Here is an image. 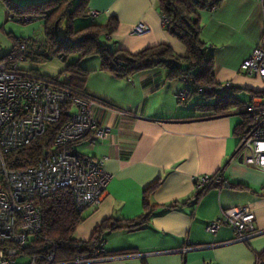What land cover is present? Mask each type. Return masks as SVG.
Listing matches in <instances>:
<instances>
[{
  "label": "crops",
  "instance_id": "obj_1",
  "mask_svg": "<svg viewBox=\"0 0 264 264\" xmlns=\"http://www.w3.org/2000/svg\"><path fill=\"white\" fill-rule=\"evenodd\" d=\"M88 10L99 12L89 16L99 25L112 16L117 20L116 30L100 38L111 48L136 53L164 43L178 55L186 54L185 47L166 32L158 0H89ZM199 16L200 37L213 58L216 83L230 82L234 92L246 91L247 103L253 92L264 90L258 76L240 69L264 32L260 2L224 0L217 8L199 11ZM140 22L148 32L132 34V26ZM32 40L34 48L42 41ZM69 59L68 63L78 62L90 71L83 92L95 100L92 116L97 126L108 128L95 144L89 143L91 133L71 150L85 158L106 157L103 167L110 176L100 203L82 211L75 237L88 240L106 218L128 220L149 212L142 226L105 234L109 256L80 264H256V254L264 251V171L246 165L236 153L240 111L232 108L213 116L196 111L192 97L177 96L190 90L191 81L167 79L165 67L120 78L101 70L96 55L72 54ZM64 77L63 82L68 74ZM219 170L229 187L213 186L198 196L196 176ZM234 183L248 188L235 189ZM234 207L253 208L255 234L239 240L226 225L215 233L205 230L207 222Z\"/></svg>",
  "mask_w": 264,
  "mask_h": 264
},
{
  "label": "built area",
  "instance_id": "obj_2",
  "mask_svg": "<svg viewBox=\"0 0 264 264\" xmlns=\"http://www.w3.org/2000/svg\"><path fill=\"white\" fill-rule=\"evenodd\" d=\"M258 1L264 10V0ZM98 14L97 10H89L91 17ZM161 21L164 25L167 17L161 15ZM148 30L149 27L140 22L133 25L130 32L139 35ZM33 44L31 38L21 39L16 49L0 60V264H38L34 257L22 251L41 231L40 199L61 187H69L76 209L82 212L100 203L110 179L103 167L106 157L85 158L69 148L91 133L90 144L106 136L108 128L97 126L92 116L95 100L73 91L58 78L18 69L17 61L27 58ZM240 69L264 82V32ZM233 87L227 82L218 89L225 92ZM177 96L185 100L187 91H180ZM64 104H70L71 108L52 149L34 164L27 162L17 166L15 152L41 136L47 124L58 121ZM244 111L249 116V127L238 137L236 153L246 165L264 171V94L252 95ZM225 183L221 170L195 178L198 196ZM223 225L232 229L236 239L245 240L256 233L253 208H227L219 218L207 222L205 230L215 233ZM101 251H104L102 246L91 254L77 257L74 264L100 259ZM42 264L63 263L55 262L54 254L50 253Z\"/></svg>",
  "mask_w": 264,
  "mask_h": 264
},
{
  "label": "trees",
  "instance_id": "obj_3",
  "mask_svg": "<svg viewBox=\"0 0 264 264\" xmlns=\"http://www.w3.org/2000/svg\"><path fill=\"white\" fill-rule=\"evenodd\" d=\"M224 0H158L162 15L167 17L164 24L166 32L177 39L186 49L184 56L178 55L169 45L160 43L131 53L121 48H111L100 38L110 35L117 28V20L112 16L107 24L89 23L77 28L74 21L89 17V0H38L22 3L19 0H0L5 6L8 17L19 22H30L42 19L43 40L37 48L30 46L28 55L37 60L45 61L54 57L63 60L72 54L79 56L96 55L101 60V70L126 78L154 67H165L166 78H185L191 81L193 88L187 91V99L195 93L206 98L196 102L195 110L206 116L223 115L232 108L240 111L242 121L236 126L235 134L239 137L247 132L249 116L245 113L244 102L234 96L233 89L221 92L214 78V61L207 52L206 43L201 39V22L199 11L217 8ZM27 18V21L25 19ZM65 21V31L59 32L58 25ZM15 41L13 50L18 43ZM0 58V60L4 59ZM89 70L83 69L78 62L68 63L65 73L68 79L64 82L73 91L83 94V82ZM264 91H255V94ZM71 105L61 107L58 121L47 124L45 132L37 139L18 149L17 166L27 162L34 164L44 157L53 147L55 136L67 121ZM243 110V111H242ZM72 145L69 146L71 149ZM81 156V155H80ZM82 157V156H81ZM235 189H247L242 183H234ZM42 214V228L30 244L23 249L28 257H34L36 263H45L50 253L54 260L63 264H74V260L85 254H91L104 248L105 234L119 228L136 229L147 222L149 212L134 219H104L97 225L88 240L82 241L75 237L77 226L82 221V212L77 210L74 195L69 187H61L39 200ZM144 208L148 210L147 196H144ZM120 253V252H116ZM122 253V252H121ZM110 254L101 251L98 256ZM257 263L264 264V251L256 254Z\"/></svg>",
  "mask_w": 264,
  "mask_h": 264
},
{
  "label": "rangeland",
  "instance_id": "obj_4",
  "mask_svg": "<svg viewBox=\"0 0 264 264\" xmlns=\"http://www.w3.org/2000/svg\"><path fill=\"white\" fill-rule=\"evenodd\" d=\"M22 3H30L38 0H19ZM74 3L77 0H73ZM96 23L97 21L91 17L78 18L74 21L76 27H81L87 23ZM65 21H61L58 25L59 32L65 31ZM31 39L43 40V24L42 19H33L30 22H19L15 19L8 17L5 6L0 2V58L6 56L11 52L15 41L20 39ZM72 55L68 56L71 57ZM68 57L63 61L61 57H54L49 60L39 61L33 55H28L24 60L17 61L18 69L24 72H30L41 76H48L51 78H58L60 81H64L65 67L68 64ZM70 63V62H69ZM193 86L190 87V90ZM241 102H244L248 98V94L245 91L234 92ZM207 100L203 95L195 93L192 96L191 102H200ZM256 264H260L257 263Z\"/></svg>",
  "mask_w": 264,
  "mask_h": 264
},
{
  "label": "water",
  "instance_id": "obj_5",
  "mask_svg": "<svg viewBox=\"0 0 264 264\" xmlns=\"http://www.w3.org/2000/svg\"><path fill=\"white\" fill-rule=\"evenodd\" d=\"M224 186L229 187L227 184H224Z\"/></svg>",
  "mask_w": 264,
  "mask_h": 264
}]
</instances>
